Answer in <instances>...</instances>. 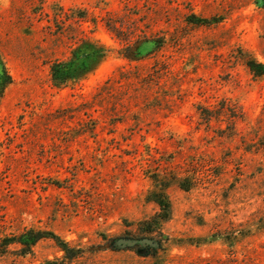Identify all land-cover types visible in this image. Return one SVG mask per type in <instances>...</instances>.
Listing matches in <instances>:
<instances>
[{"label": "rangeland", "instance_id": "obj_1", "mask_svg": "<svg viewBox=\"0 0 264 264\" xmlns=\"http://www.w3.org/2000/svg\"><path fill=\"white\" fill-rule=\"evenodd\" d=\"M247 58L264 62V0H0V237L51 231L76 253L46 239L0 264H264ZM155 174L192 187L171 184L170 219L128 240L158 212Z\"/></svg>", "mask_w": 264, "mask_h": 264}, {"label": "trees", "instance_id": "obj_2", "mask_svg": "<svg viewBox=\"0 0 264 264\" xmlns=\"http://www.w3.org/2000/svg\"><path fill=\"white\" fill-rule=\"evenodd\" d=\"M207 21L201 20L200 24L206 23ZM247 68L254 77H264V62H258L255 59L247 58L245 61ZM70 67L66 62H53L50 67V75L55 87H60L65 84L66 78H69L67 74L70 71ZM12 84V77L5 68L4 65L0 66V100L3 97L5 89ZM151 182H153V188L148 192L146 199L153 202L157 208L158 212L149 220L137 222V227L139 234L136 237H130L128 240L140 241V240H150L147 238V233L156 232L158 226L170 219L171 216V206L167 197L166 190L171 184L177 185L181 190L188 191L192 187V183L189 182L187 178H180L175 175L167 178V176H161L155 174L151 177ZM51 240L55 243L57 248L64 253V257L68 259H73L76 253L69 244L64 240L60 239L55 233L51 231L35 230L33 228L24 229L21 233L17 235L0 237V257L6 256L9 253H14L17 256H25L32 253V247L41 240ZM14 246L15 249L10 251V247ZM133 248L142 250L138 244H135ZM152 251L149 247L144 253L148 255ZM140 254V253H138Z\"/></svg>", "mask_w": 264, "mask_h": 264}]
</instances>
